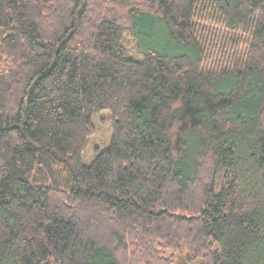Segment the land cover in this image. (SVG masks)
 Masks as SVG:
<instances>
[{
    "label": "trees",
    "instance_id": "trees-1",
    "mask_svg": "<svg viewBox=\"0 0 264 264\" xmlns=\"http://www.w3.org/2000/svg\"><path fill=\"white\" fill-rule=\"evenodd\" d=\"M167 250L264 264V0H0V264Z\"/></svg>",
    "mask_w": 264,
    "mask_h": 264
},
{
    "label": "rangeland",
    "instance_id": "rangeland-1",
    "mask_svg": "<svg viewBox=\"0 0 264 264\" xmlns=\"http://www.w3.org/2000/svg\"><path fill=\"white\" fill-rule=\"evenodd\" d=\"M201 27L205 30L207 29V31L208 29H213L209 28V24H201ZM155 41H157V39H155ZM126 46L129 50H133V47L129 41H127ZM130 54L132 56H135L133 51ZM91 121L95 131L92 137H90L89 139V143L86 150L82 152V162L85 165H89L95 158L96 154L109 145L112 135L111 114L108 110H101L97 112L96 114H94ZM184 255V251L173 253L172 251L167 250L164 253L165 257H173V264H186L184 260Z\"/></svg>",
    "mask_w": 264,
    "mask_h": 264
}]
</instances>
